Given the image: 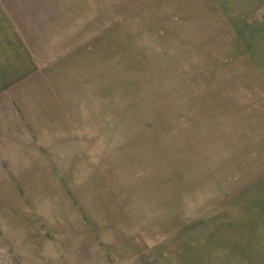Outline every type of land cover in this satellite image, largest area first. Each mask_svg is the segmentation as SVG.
I'll use <instances>...</instances> for the list:
<instances>
[{
    "label": "rangeland",
    "instance_id": "rangeland-1",
    "mask_svg": "<svg viewBox=\"0 0 264 264\" xmlns=\"http://www.w3.org/2000/svg\"><path fill=\"white\" fill-rule=\"evenodd\" d=\"M0 10L38 54L86 50L102 66L111 135L140 177L141 240L121 264H264V0Z\"/></svg>",
    "mask_w": 264,
    "mask_h": 264
},
{
    "label": "crops",
    "instance_id": "crops-1",
    "mask_svg": "<svg viewBox=\"0 0 264 264\" xmlns=\"http://www.w3.org/2000/svg\"><path fill=\"white\" fill-rule=\"evenodd\" d=\"M89 57L38 54L0 10V264H121L140 244V177Z\"/></svg>",
    "mask_w": 264,
    "mask_h": 264
}]
</instances>
